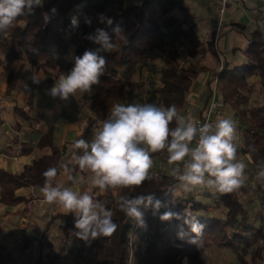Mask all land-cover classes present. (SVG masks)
<instances>
[{
	"label": "trees",
	"instance_id": "1",
	"mask_svg": "<svg viewBox=\"0 0 264 264\" xmlns=\"http://www.w3.org/2000/svg\"><path fill=\"white\" fill-rule=\"evenodd\" d=\"M103 1L43 0L42 6L18 18L15 26L7 32L0 33V65H11L15 61L28 65L32 74L28 80L30 87H33L34 74H48L50 70L70 71L75 64L72 51L75 58L82 56L85 51H94L105 57L107 64L100 83L93 86L89 95L79 100L81 104L87 103L88 117L76 140L90 141L94 130L108 117L112 105L135 101L146 91V84L147 93L157 97L160 105L174 104L181 114L193 82L207 71L203 64L205 56L210 54L216 59L219 56L215 33L209 39H204L197 31L194 16L189 14L188 8L179 0H144L127 6H124L125 0H115L117 8L111 10L104 9ZM102 11L112 19L111 25L98 22L97 15ZM177 12L182 16L177 15ZM86 17L91 18V26L85 23ZM73 19L77 22L75 26ZM116 27L123 30L126 39H117V48L111 53L101 51L100 45L88 38L95 34L97 28H102L109 37L114 38L113 29ZM154 53L161 57V65L150 63L149 75L146 77L140 63ZM246 58V63L234 69L223 62L221 71L213 73L210 84L218 75V91L224 103V111H231L243 132L242 146L237 147L236 156L248 157L258 170V166L264 164V104H251L254 89L250 86V79L257 76L259 84L264 88V36L258 28L249 34ZM136 75L139 80H136ZM17 79V73L12 71L8 77L9 89H16ZM32 104L33 95L29 100L30 109ZM15 110L25 120L31 119L25 109ZM54 131V128L49 129L37 143V148L47 149L50 153L25 166L23 172L14 175L0 168V203L12 207L21 204L25 199L17 196L16 191L22 187L41 190L44 184L42 174L49 168H57L58 174L53 186H58L57 178L67 147L55 145ZM73 151L74 148L70 154L72 156ZM31 153V148L23 146V154ZM159 158L167 161L166 153L153 154V160ZM78 172L79 168L74 165L71 185ZM179 184L172 173H159V177L146 181L134 190L112 189L93 197L112 211L113 220L119 226L110 237L86 242L95 247L98 258L96 264H182L184 258L199 264L204 250L212 246L235 252L240 264H250L241 250H252L253 262L259 260L264 264V226H257L258 217L252 218L253 214L242 203L238 190L220 194L225 208L224 218L221 219L203 214L196 216L195 212H202L206 205L197 201L194 192L181 198L175 192ZM115 191L116 197L113 195ZM257 191L261 194L264 206V184L259 183ZM149 193L154 194L165 207H161L158 212H154L151 207H141L145 221V226L141 227L119 210V199L121 196ZM205 195L211 197V194ZM185 209L205 226L197 245L190 242L192 234L183 219L161 221L159 218L168 210L183 215ZM59 222V230L68 238L75 229L74 222L69 214L62 213L50 217L41 236L46 237L50 227ZM181 228L189 233L183 239L178 237ZM136 235L144 241V251L138 259L132 258L130 262ZM30 247V240L25 239L15 253L0 243V264H20L19 256L28 253ZM46 257L50 261L56 259L50 253ZM42 261L43 250L40 244L35 264H43Z\"/></svg>",
	"mask_w": 264,
	"mask_h": 264
},
{
	"label": "clouds",
	"instance_id": "2",
	"mask_svg": "<svg viewBox=\"0 0 264 264\" xmlns=\"http://www.w3.org/2000/svg\"><path fill=\"white\" fill-rule=\"evenodd\" d=\"M42 5L43 0H0V33L13 28L18 18ZM97 20L107 25L113 23L104 13H99ZM72 23L75 26L77 22L73 19ZM85 23L91 26V18L86 17ZM113 32L114 38L97 28L88 38L98 43L101 51L111 53L117 48V39H126L120 27L114 28ZM106 64L104 56L85 51L75 58L70 71L58 74L46 93L53 98L68 100L78 92H91L93 86L100 83ZM32 79L33 83H40L35 74ZM237 138V129L231 119L218 118L201 124L190 114L181 115L174 104L115 103L108 117L94 130L90 141H75L72 159L80 170L91 173L92 187L105 192L134 190L153 179V154L166 153L167 162L174 166L172 175L184 191L191 192L200 187L224 195L239 190L247 180L246 165L236 156ZM63 171L70 174L71 169L64 165ZM57 174L54 167L43 172L41 192L46 203L58 205L65 214H74V235L85 242L112 236L119 227L113 220L112 211L103 202L94 200L88 191L81 193L68 187L53 186ZM256 179L264 184V164L258 166ZM118 206L126 217L141 227L145 226L141 207H151L154 212L165 207L152 193L121 196ZM159 218L161 221L183 219L192 234L190 242L196 245L203 235L205 226L187 209L183 215L168 210ZM188 234L181 228L178 237L183 239Z\"/></svg>",
	"mask_w": 264,
	"mask_h": 264
},
{
	"label": "crops",
	"instance_id": "3",
	"mask_svg": "<svg viewBox=\"0 0 264 264\" xmlns=\"http://www.w3.org/2000/svg\"><path fill=\"white\" fill-rule=\"evenodd\" d=\"M142 1L144 0H130V5L139 4ZM179 1L188 8L189 14L194 16L197 31L204 39H209L213 33H215L218 39V58L216 59L210 54L205 56V63L203 64L207 67V71L200 74L193 82L186 98V105L181 111V115L187 116L190 114L195 120L199 121L209 105L212 87L210 80L213 73L220 69L221 61L228 63L230 69L243 65L247 60L246 50L248 48L249 34L258 28L264 36V0H245L243 3H229L224 14H220L217 9L221 0ZM158 55V53H154L153 55L146 56V59L151 60L149 64L161 65L162 60ZM1 57L0 55V59ZM19 63L23 62L15 61L11 65H0V168L14 175L23 172L25 166L31 164L35 159L50 153L47 149L42 150L37 148V143L49 129H55V145L60 148L67 147L65 158L71 154L73 144L83 129V127L78 128L75 124L61 128L59 121L54 122L51 120L53 109L50 108L49 103L42 104L38 100L36 90L27 95V90L24 85H21L18 74L16 89H9V74L12 71L17 73L16 67H18ZM149 64L145 63L146 67L142 66L146 77L149 75ZM24 66H26L27 73L29 74V66L26 64ZM136 80H139L137 75ZM250 86L254 89L251 95V104L256 105L255 95H259L262 98L260 105L264 104V88L259 84L257 76L250 79ZM145 90V93H147V84ZM24 95L27 96L25 97ZM31 95H33L32 109L29 107ZM17 108L25 109L30 114L31 119L28 121L19 116L15 110ZM226 115L227 110L224 111L222 118H225ZM70 138L71 144L65 143ZM23 146L24 148H31L32 153L29 155L23 154ZM70 180L71 175L68 184L69 187H74L76 182L74 181L73 185H71ZM57 185L63 188L60 183V175L57 178ZM16 195L23 197L25 201L15 207L0 203V243L10 249H13L17 245L20 248L25 239L30 240L29 234L32 233L30 224L34 219L45 217L48 214L50 217L56 213L65 214L64 210L58 205L46 203L41 190L37 188L22 187L16 191ZM53 211L55 213L50 214ZM39 238L35 239L38 247L41 244L40 241H42L41 235ZM30 242L31 250L33 242L32 240ZM29 257L30 251L20 255L19 260L30 263Z\"/></svg>",
	"mask_w": 264,
	"mask_h": 264
},
{
	"label": "rangeland",
	"instance_id": "4",
	"mask_svg": "<svg viewBox=\"0 0 264 264\" xmlns=\"http://www.w3.org/2000/svg\"><path fill=\"white\" fill-rule=\"evenodd\" d=\"M124 6L130 5V0H125ZM104 4L105 10H111L117 8V3L115 0H104L102 2ZM103 13V11L101 12ZM179 16H182L180 13H176ZM71 56L74 58L73 51L71 52ZM146 58L140 63V66L145 64ZM205 63V59L203 60ZM17 74L19 75V79L21 80V85H24L26 88L27 95L30 92H34L36 90L38 100L42 102V104H48L53 109V116L51 120L54 122H60V127L64 128V126H70L71 124H75L78 128L83 127L88 117V108L87 103L83 102L79 103L81 98L84 99L85 96L89 95L88 93H77L74 97L70 96L68 100H61L58 97L53 98L46 93L47 89H50L53 86L55 79H57L58 74L60 72L67 73L68 71H59V70H50L48 74H43L42 72L37 74V78L40 80L39 84L33 83V87L30 88L26 82L31 78L32 74L27 73L26 66L23 63H19L18 67H16ZM39 75V77H38ZM35 88V89H34ZM29 92V93H28ZM25 94V93H24ZM27 95H24L25 97ZM35 96V95H34ZM258 96V97H257ZM44 102V103H43ZM256 105H259L262 102V98L259 95H255ZM127 103H156L160 105V101L157 97H153L150 93H143L133 102H125ZM110 110V109H109ZM39 111V110H38ZM30 112V111H29ZM227 109V115L225 118L231 119L235 127L237 129V139L235 140L236 148L242 146V137L243 132L239 128V122L235 119L232 113H230ZM32 113V112H31ZM51 113V114H52ZM109 115V112H108ZM77 130V129H76ZM76 132V131H75ZM75 138V137H74ZM65 143L71 144V138L67 140ZM68 154V153H67ZM237 160L243 162L246 165L245 168V176L247 177L245 186L241 187L238 191L241 194V201L245 205V207L251 211L253 217H258L257 226H264V206L261 203V194L257 191V185L260 183L256 179L257 168L251 163L250 159L245 156H237ZM67 165L69 169H71L75 164L72 159V155H69L65 158L63 164L60 169V183L63 187L71 188L73 191L84 192L88 191L92 197H96L99 194H105V192H101L98 188L92 187L91 184V173H88L86 170H80L75 175L74 181L76 185L74 187H69L68 180L70 179V174H66L63 171V166ZM77 166V165H76ZM78 167V166H77ZM174 166L170 165L166 160L159 158L154 160V167L152 169L153 172H158L160 174H171L172 168ZM79 168V167H78ZM175 192L181 198L187 196L189 192L184 191L180 184L175 187ZM191 192H194L196 195L197 201H200L206 205V209L202 212H195V215L198 216L203 214L204 216L216 217V218H224L225 208L222 203V199L219 193L213 194L209 192L207 189H202L200 187L194 188ZM205 194H211V197H207ZM114 197L117 195V191L113 193ZM35 207V206H34ZM32 208V211L34 209ZM31 210V209H30ZM57 211V209L55 208ZM55 213V211L50 214ZM71 216V219L74 222V214L68 213ZM262 218H259L261 217ZM50 215L48 214L45 217L34 219L30 224L32 233L29 234L30 240H32L33 245L30 251L29 261L30 264H35L36 258L38 256L39 247L36 245L35 239L42 234V229L44 225L48 222ZM156 228V220L154 221ZM54 224L46 237H42V250H43V264H96L98 262V258L95 255V247L86 243L85 241L78 239L74 233L76 229H73L68 238H65L64 235L58 228V225ZM40 239V238H39ZM134 241H136L135 247H133L132 254L133 259H138L139 255L144 251L145 243L141 241V237L138 235L134 236ZM18 245L13 247V251L16 253ZM244 256L247 258L250 264H261L259 260L253 262L251 254L252 250H241ZM47 253L53 254V257L56 258L53 261H50L46 255ZM201 263L199 264H240L237 254L228 249H219L216 246H212L204 250L203 256L200 258ZM182 264H195L192 263L189 258H184L182 260Z\"/></svg>",
	"mask_w": 264,
	"mask_h": 264
},
{
	"label": "built area",
	"instance_id": "5",
	"mask_svg": "<svg viewBox=\"0 0 264 264\" xmlns=\"http://www.w3.org/2000/svg\"><path fill=\"white\" fill-rule=\"evenodd\" d=\"M245 0H221L220 5L218 6V12L220 14H224V12L227 9V5L229 3H233V2H238V3H243ZM151 60L150 59H146L145 63L149 64ZM222 65L223 62L221 61V66L220 69L218 70L219 72L222 69ZM146 67V65H144ZM147 74V73H146ZM211 99L209 102L208 107L206 108V110L203 113L202 118L199 120V122L201 124L205 123V122H211V121H215L218 118H222L224 115V103L220 97L219 91H218V75L215 76L213 82L211 83ZM195 144V141H194ZM154 178L159 177V173L158 172H154ZM133 258V254L131 251L130 254V262L132 261ZM20 264H30L24 260H19Z\"/></svg>",
	"mask_w": 264,
	"mask_h": 264
}]
</instances>
